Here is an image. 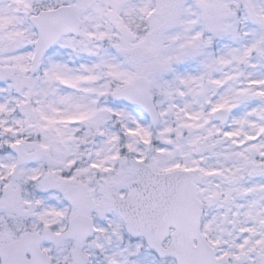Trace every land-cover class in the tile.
<instances>
[{"label":"snow or ice","instance_id":"6c2138e0","mask_svg":"<svg viewBox=\"0 0 264 264\" xmlns=\"http://www.w3.org/2000/svg\"><path fill=\"white\" fill-rule=\"evenodd\" d=\"M0 264H264V0H0Z\"/></svg>","mask_w":264,"mask_h":264}]
</instances>
